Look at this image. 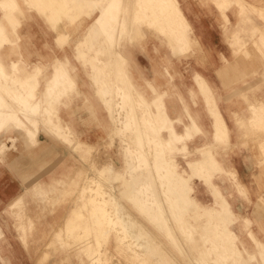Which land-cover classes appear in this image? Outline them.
<instances>
[{
	"label": "rangeland",
	"instance_id": "374dc122",
	"mask_svg": "<svg viewBox=\"0 0 264 264\" xmlns=\"http://www.w3.org/2000/svg\"><path fill=\"white\" fill-rule=\"evenodd\" d=\"M2 1H4V2H2ZM6 1H8V2H6ZM36 1L39 3L38 5H37ZM67 1L68 0H35V3H33L34 0H32V1L31 0L30 1L29 0H26V1H24V0H12V1L1 0L0 4H2V5H0V35H1L0 36V41H1V43H0V61L5 64L4 68L7 71L6 75L8 77L6 76L3 78L4 84H5L4 86L6 87L5 88L6 94H4L5 93L4 90H0V93L7 100H9L11 103H13L15 100L13 101V99L11 100L9 98L10 96H7V95H9V94H7V91H8V93L10 91L11 94L15 95V93L17 91H19V93L23 92V91L26 92L29 90V87L31 88V86H32L35 89L34 92H36V96H40L41 100H43L41 102L44 104H47L48 102H46L47 99L45 97V88H44L46 86V79L51 74L53 68H55V66L58 64L59 67H57L58 68L57 72H55V71H53V72L58 73V71H61L62 69L66 70L65 78L69 79V81L71 82V85L67 90L60 89V88H56L53 90L54 91L53 93H59L60 91H66L67 94L64 97H60L59 99H57L54 102L48 103V107H50L49 109L52 110V111L50 110V115L52 117H55L54 118L55 120L57 118L58 123H61V124L63 123L62 122L63 118H65L64 120H66V117H68V122L71 124V117L73 116V114H76V117L78 115H79V117H81V115H83V117H85V116H87L88 112H90V115H93V112L95 111L94 103H89V104H87V103H76L73 114H72L73 110L71 108V103H67L71 97V94H72L71 90L75 84L73 72H72V70L74 69L75 66L73 65V63L71 61H69L71 54L74 52L76 57H78L84 63L85 66H88V65L92 66V69H93L92 74L93 75H91V77H92L94 84H96L98 96H99L100 100L103 102V103H101V105L105 109L106 118L108 121L107 124L108 125H109V123L111 124L110 127L108 126L110 131L105 132L101 128V129H99L100 131H98V130H97L98 132L96 131L97 134L95 135V137L93 136L94 138L92 137V139L89 138V141H88L87 136H84V133L87 130V127H86V125H84L82 123V119L79 120V122H77L76 127L74 128L76 131L75 135H73V130H72L71 125H67V129L65 131L66 135H64V136L62 135L64 137V139H66V140L63 139V141L65 142V144L69 143L67 145L70 148L69 149L70 151L73 149L77 153H79V158L77 156V159H75V161H74V165H73L74 168L71 167V162H72L71 158L67 159V163H66V158H64L63 162H61V161L58 162V171L57 172H55L54 174L52 173L48 177V179L40 178L37 181H35L33 184H31V186L28 188V190L25 194V196L32 197L30 202H25L26 200L23 201L24 198H22V199L18 198L17 200H19V203L18 202L9 203V204L7 203L4 206V208H2V210H8V214L7 215L0 214V225L2 228L1 230H3L4 227H6L7 225H12V228H15V229H17L18 232H21V235H17L13 240V243L17 245L16 253L13 252L12 250H10L9 252L6 250V252L3 253L5 258H6L5 264H92V261H94L96 258L98 261L100 258V261H99L100 263H98V261H97L98 264H116V263L117 264H143V263L144 264H159V263L160 264L161 263L162 264H228V263L234 264V262H235V264H264V259H263L264 258V252L262 253V250L264 249V243L261 242V240L256 239V237H254V235L251 232H250L251 233L250 236L253 235V237L252 236L251 237H252V239L254 238L253 240H255V246L257 248L258 257L254 254L248 253L246 250L243 249V247L238 245V242H239L238 241V234H237V232L234 231L233 228L234 227L239 228L240 229L239 232L241 233L243 230L248 229L250 227V225L252 224V221L250 220V218H244L242 220L241 218H239V216L237 214L234 213L233 210H232V213L229 214V217H223V220H224V222H226L228 228H230V231H231L230 233L232 234V240H234V241H232V247H230V248L232 250H236V248H239V250H241L240 251L241 252L240 259H237V260L234 259L235 261L234 260L230 261L229 258L227 257L228 256V253H227L228 250L226 248L224 249V247L227 246V244H226L227 241L229 239L231 240V238H230L231 235H230V233L227 234V232L224 233L221 230L222 227L220 228V230H218L216 238L212 236L213 240L216 239V242L214 244L215 246L212 244L213 242L210 241L211 235L207 234L208 231L204 228V225L206 223V215H207L205 210H206V208H210V207L212 209H216V210L218 209L219 210L220 207L222 205H224L223 198L221 196H223L225 200L227 199L229 185L233 184V182L231 183L227 180H229L230 178L232 180L237 179L236 172L231 171L232 173L231 172L228 173V171L226 170V168L224 166V162L219 160L220 169H215L211 172L210 182H208V181H206L204 176L198 175V174H196L197 171L190 169L188 164H186L187 160H189L190 158L199 157L201 155L202 149H208L209 148L213 153L216 154V156H218L219 158H222V156H220L222 154H220L221 152H220L219 148H215V147L212 148L213 146H206V145L205 146L203 145L202 147L196 146L195 147L196 149L194 150V152L191 153V151L188 150L187 141L190 140L195 134H197L201 131V129L195 123V121L191 117V115L188 114L190 123L188 125H186L187 127H190V129L187 130L188 134H187V132H185L186 126L184 128V132L178 133L174 128V125L172 123L173 122L172 118L169 117V115L165 109V105L163 104L164 103L163 96L165 93L160 92V94L155 97V99L151 102V103H154L152 105L155 106V109L154 110L151 109L150 103H148L145 100V98L140 93H138L136 91V89H134L130 80L128 78H126L125 73H124L125 58L122 56L121 52L118 49H116V50L112 49L116 45L118 46L120 44V39L122 37L128 36V37H130V39H132L133 36L135 37V35H136V31H135L136 30V23L140 21V19H141L140 17L142 16L143 19L141 20V22L142 21L144 22L145 18L146 19L148 18L149 21H146V22L149 25L160 26V24H161V26L159 28H157L158 26L157 27L155 26V31H157L158 33H163V36L165 35V37L170 32L171 33L176 32L175 36H174V40H176L175 43H177V45H175L176 46L175 52L176 53H183L186 43H185L183 49L178 48V46L180 44H178L176 38L178 37L177 33L179 34V31H181L183 29L185 30V22H184L183 18L178 19L179 11L177 10L176 5H174V6H172L173 4L163 5L164 0H147L149 3L146 0H143L142 1L143 4L142 3L140 4V6H142V5L143 6L138 7V10H137L133 4V0L130 3L128 1V3H126L125 11H122V13H121V17L123 14H124L123 16H126V18L122 17L124 20L122 30H124V29L125 30L122 31L123 34H121L120 37H118V36L114 37V35H113L112 37H114V38H112L111 35H107L104 31V28L99 26V24L95 21L96 20L95 18H96V15L98 14L99 8L101 7V5L106 0H100V1L99 0H84V1L83 0H69L68 2ZM85 2H87V4ZM146 2H147V6L148 5H150V6L146 7V4H145ZM151 2H152V4H150ZM5 3H6V5H5ZM170 3H174V1L172 0ZM50 5H52V6H50ZM94 5H95V7H94ZM169 5H170V7H169ZM6 6H7V8H6ZM38 6H41V7L38 8ZM151 6L155 7V8L153 9ZM164 6H166V7L164 8ZM171 6L174 8H172ZM48 7H50L51 9ZM76 7H78V8H76ZM3 8H6V9H3ZM75 8H76V10H75ZM157 8L160 10V12H164L166 14H168V11H169L170 17L169 18L165 17L164 19L162 17V19L158 18V22L154 21L150 16H151V12ZM30 9H35V10H30ZM95 9L97 10V13H94ZM135 9L137 10V12L140 13L141 16L139 15V13H137L135 11ZM48 10H49V12H48ZM81 11L82 12L84 11V12L82 13ZM133 11H135V13ZM148 11H151V12H148ZM171 11H172V13H171ZM45 13H47V14H45ZM49 13L50 14L52 13L51 14L52 19L49 16ZM173 13H175V14H173ZM53 14H54V16L57 17L56 19L53 16ZM69 14H70V16H69ZM171 14L173 17L171 16ZM85 15H87V16H85ZM147 15H148V17H147ZM90 16H94V18H93L94 22H92L91 25H87V23L85 24V26L83 27L84 32L82 34V38H81L80 42L87 44L86 40H87L88 34L90 31H92L94 38L101 37L100 45L98 44V46L95 47L96 53L97 54L100 53L102 55L104 53H106V54L109 53L110 56L113 57V58H110L108 60L101 58L102 59L101 60L97 56L96 59H97V61L100 62V64H99L100 68L98 66H94V64H91V62H89L87 60L86 56H87L89 48L85 44L84 45L86 46V48L88 50L82 46L83 44H81V47H83L84 49L80 47L79 43H76V45L74 47V51L72 53L68 54L71 51V48H68L70 46V43L68 41L71 39V36H72L71 26H69V25H72L73 22H77V21H80L83 19H87ZM136 16H137V18H136ZM8 17H10V18H8ZM122 18H120V21L122 20ZM173 18L175 19V21ZM53 19H55L56 21ZM137 19H139V20H137ZM49 20L54 21V23L50 22ZM171 20L173 22H170ZM132 21H134L135 24H132L133 23ZM165 21H167V22L169 21L168 24ZM128 22H129V24H128ZM179 22H181V23H179ZM5 23L7 25H5ZM172 23H174V24H172ZM131 24L134 26H132ZM169 24L175 30H173L172 28L170 29ZM175 24L177 25V27ZM58 25H60V26L58 27ZM61 25H63V26L61 27ZM172 25H174L175 27ZM183 25H184V27H183ZM168 26H169V28H167ZM1 28H3V29H1ZM69 28H70V30H68ZM97 28H99V29H97ZM177 28H180V29H177ZM167 29H169L171 31H169ZM176 29L179 31L177 32ZM80 30H81V28L76 27L75 35H73V36H75L77 38L79 36V34H81V32H82ZM184 30L181 32L185 33ZM29 31L31 33H29ZM101 31H102V33H101ZM162 31H164V32H162ZM173 31H175V32H173ZM171 33H170V35H171ZM26 34H27V36L32 35L34 37L43 36L46 39H53L54 36L55 37L57 36L55 43H57L60 48L62 47V49L60 51L61 53H59L60 56L58 57L56 55L50 59L42 60L45 57V55L40 53V51H36L38 58L36 57L35 61H33L31 63L28 62L27 58L29 55H25V53H24L25 51L22 48L25 46V44L22 43V41H21V39L23 41L25 40ZM84 37H85V39H84ZM185 37H186V35H185ZM108 39L111 41H109ZM2 40L4 42H2ZM168 40H169V38H168ZM255 47L259 51H261L263 46L262 45H255ZM66 48H68L67 51H65ZM85 49L87 51H84ZM113 51H114V55H113ZM244 53H245V55H247L246 52H244ZM78 54H81V57L78 56ZM24 55L26 57H23ZM68 56H69V58H68ZM117 59L121 60L120 63H122V60L124 59L123 63L120 64L119 60L117 61ZM11 60H13L15 62V66H14L15 69L9 68V64L7 62H9ZM94 63H95V61H94ZM111 63H113V64H111ZM107 67H110L112 70H114V77H113L114 80H112L113 81L112 86H114V88L116 87V85H121L125 91H128V92L134 91L136 93V94L134 93L135 97L131 103H134V107L137 105L136 106L137 111H136V107H135V111L137 113L139 110V113H137V114H140V115L137 116V114H136V117L134 118L135 119L134 123L138 124L139 128L141 129L143 139H145L144 140V150H142V152L140 150H138V151H140L139 154L135 153V150H134L135 148L139 149L138 143H135L136 142V141H134L135 139H133V138H132V140L130 139L131 138L130 136L133 137L134 135H132V134H134V133H132L131 130L120 131V129L118 128L119 125L117 124V123L120 124V122L119 121L116 122L112 118L113 111L111 109V107H112L111 104L113 105L114 101L112 100L113 93L112 92L110 93L109 90L111 89L110 91H113L114 88H111L112 86L108 87L106 85V81H105L104 76L106 74L105 70ZM97 68H99V69H97ZM33 69H35V70H33ZM94 69L96 70V73L94 72ZM121 69H123V70H121ZM97 71H98V74H97ZM55 73H53V74H55ZM101 73H103V74H101ZM100 74H101V76H100ZM196 74L199 75L200 79L202 77L200 76L199 73L195 72L194 79H195V82L197 84V90L199 91V93L203 94L206 91V89H204V88H207L208 90L203 95L207 94L206 96L211 97L209 95L210 94L209 93V87L205 84H201L199 82L200 79L198 78V80H197ZM25 79H27V80H25ZM32 79H34V80H32ZM96 79H98V81ZM102 79H104V80H102ZM11 80L12 81L15 80L17 82L20 81L19 84L21 87H18V89L11 88V90H9L10 89L9 86L12 84ZM126 80L129 83H126ZM102 81L104 82V84L102 83ZM96 82H98V83H96ZM98 85H100V86H98ZM201 89H203L204 91L202 90L203 91L202 92ZM12 91H14V92H12ZM100 91L102 93H100ZM254 91H256L257 94L261 95V93H258V88L255 89ZM107 92H109V93H107ZM76 95L79 96V94L77 93V88H76ZM158 96H159V98H158ZM193 96H194V94H193ZM206 96H203V98L206 100L205 102L210 105L209 110L211 109V111L213 113L211 111L209 113L211 114L212 118L215 119V115H214L215 111H214V108L212 109V104L214 105V103H213L214 100L213 99L211 100V98L206 97ZM108 98H110V99L108 100ZM208 98L211 101H209ZM138 99H139L140 103L138 102ZM107 100L110 101L111 103H109ZM134 100H136V101H134ZM16 103H17L16 101H15V103H13V104H15L14 108H16L15 110H16L17 114L22 119H24L20 110H18V105H16ZM51 103H53V104H51ZM254 103H256V106H254L252 104L253 106L251 105V108L252 107L257 108L258 106H264L261 99H260V101H258V99H256V101ZM141 105H142V107H141ZM139 107L142 109H140ZM146 108H148V109L145 110ZM108 109H109V111H108ZM252 111H253V108H252ZM145 112H147V113L145 114ZM149 114L151 117L153 116L152 118L150 117L151 119L149 118ZM36 115L39 117V114H36ZM55 115H57L58 117ZM143 117H144V119L147 118L148 121L144 120ZM140 119H142L143 122H140L141 121ZM163 119H164V121H163ZM214 119H213V125H214ZM60 120H62V121H60ZM124 120H126V118ZM124 120L121 122L125 123ZM150 121H151V123H150ZM154 121L156 123H154ZM66 123L67 122H65L63 124L66 125ZM46 124L47 123L46 122L44 123L43 120H41L39 125L37 124L38 126L36 129V136H37L38 131L40 130V127H46L50 131H53V127H51V124L48 123L47 124L48 126ZM146 124L147 125L149 124V125L147 126ZM160 124H161V126H160ZM157 125H158V127H157ZM100 126H102V125H100ZM152 126H154V127H152ZM249 127H251V129H252L251 130L252 133H250V135H249L250 137H252L251 140L254 141L258 147L262 148L264 146V138H263V136H264V117L260 116V118H256V116L254 115L252 123L249 124ZM148 128H150V129H148ZM152 129H153V131H152ZM156 129H159L158 133L154 132V130H156ZM169 129H171V130H169ZM145 130H147V131H145ZM15 131H18V130L17 129H8V130L2 132L0 134V136L4 133L9 134V133L15 132ZM148 131H149V133H148ZM173 131L176 132L175 133L176 136L172 134ZM189 132L191 133V135ZM144 133L148 134V135H145ZM169 134H171V135H169ZM213 134H214L213 135L214 140L217 141L220 146H222L225 140H221V139H223V136L217 135L214 132V126H213ZM82 135L85 138H81V139L79 138L80 140L77 141L78 137L79 136L81 137ZM151 135H153V136L155 135V136L152 137ZM188 135H189V137H188ZM9 136H11V134ZM253 136L255 138H253ZM67 139H71V141L69 140L70 141L69 142ZM159 139H161V140H159ZM217 139L218 140L220 139V141H218ZM146 141H148V142H146ZM133 142L135 145L132 144ZM29 143H32V142H29ZM33 143H35V142H33ZM160 143H162V144L168 143V144H170V146L167 144V146H166L167 148H166L164 146L166 144H163V146H162ZM129 146H131V147H129ZM168 146L170 149L168 148ZM151 147H152V149H151ZM66 148L67 147L65 145V149ZM3 149H4V144L0 143V150L2 151ZM125 151L129 156L126 155ZM159 151H160V154H162V151H163L162 156L164 155L163 156L164 159H167L168 162H169V159L172 161L171 162L172 165L169 162L170 167H172L174 164V167L178 172H180L182 175L188 177V184H189V187L191 188L189 190V195L196 202V205H194V204L186 205L182 210V214H183L184 220L189 225H192L191 229H192V233L194 234L191 237L192 239L189 237V235H190L189 232H188L189 235L187 236L186 233H183L182 231L177 229V224L179 223V218L177 216L178 210H176L173 207L172 203L170 205V203H169L170 200L168 199L169 191H167V190H169L168 187H170V185L167 183V181L164 178L162 179L161 175L159 176L160 172H159L158 168H156V169L154 168V167H158V165L155 164L156 159H157L155 156L156 155L155 153H159ZM67 152L68 151L65 150V154ZM132 152L136 155H134ZM199 152H200V154H199ZM180 153H183L186 156L189 155V157L185 161L186 163H184L183 155ZM142 154H144L145 158L143 157ZM131 155L134 157V159H133V157H131ZM150 155H152V156L150 157ZM129 157L132 159H130ZM139 159H140V161H139ZM131 160H133L135 162H133V164H132ZM261 161L262 162L264 161L263 156L261 158ZM147 168H148V170H147ZM127 169H129L130 173L128 172ZM130 170H134V171H130ZM190 171H192L191 175H190ZM131 172L134 174H132ZM157 172H158V174H157ZM57 173H59V174H57ZM197 173H199V171ZM61 174H63V175H61ZM144 174H146V175H144ZM136 175H137V177H136ZM132 176H134V177H132ZM145 178H147V179L145 180ZM214 178H219L218 184H216L214 182ZM195 179L199 184H201L203 186V189H200L199 184L197 182H195ZM127 180L130 182V184H128ZM151 180H153V181H151ZM98 181H100L99 183H100L101 187L99 186ZM169 181H170L171 185L174 183V180L171 181L169 179ZM138 185H139V187H138ZM212 186L216 187L218 189V192L221 195L219 193L216 194L213 191ZM98 187H99V189H98ZM137 187H138V189H137ZM102 188H104V191H108V192L113 191L112 194L114 193L113 196H114L115 200L114 199L111 200L108 197L107 193H102V194L96 193L97 190L102 191L103 190ZM152 188H154V189H152ZM135 190L136 191L139 190V193H137ZM154 190H155V192H154ZM241 190L242 189L239 188V191H241ZM104 191H102V192H104ZM150 191L153 192V194ZM204 191H206L208 193V197H209V199H207L209 201L208 203L206 202V199L203 196ZM136 193H137V197L135 195ZM148 193H149V195H148ZM89 194H90V196H89ZM106 194H107V196H106ZM138 194L140 197L138 196ZM98 195L100 198L98 197ZM104 195H105V197L103 200ZM243 195H245V194H243ZM22 196H23V194L20 195V197H22ZM141 196H143V197H141ZM94 197L96 198V200L94 199ZM98 198H99V200L101 199L99 202L97 200ZM164 199H165V201H164ZM91 200H93V201H91ZM153 200H154V202H153ZM156 200L158 202L159 201L160 202L155 204ZM114 201H115V203H114ZM167 201H169V202L167 203ZM221 202H223V203H221ZM99 203L101 204V207L105 205L104 207L107 206V208H104V211H100V212L99 211H93V210L99 209V207H100L98 205ZM116 203H117V206H120V208H121L120 210L122 212L120 211V213L121 214L123 213L122 216L121 215L117 216V214H114V212L112 211L113 210L112 208L114 206H116ZM92 204H94L96 206H93ZM166 204H168V206H166ZM156 205H158V206L162 205V207H161L163 210L162 216L166 217V219H167L166 223L168 224L173 235L175 236L174 237V239L176 240L175 242L172 240H169L168 237H166V235H167L166 232L163 229L161 230V227L158 226L160 223L159 222L160 219L155 217L156 215L153 214L154 212L153 213L150 212V210H152L154 207L157 208ZM111 206H112V208H111ZM1 207H3V205H1ZM230 208H231V206H230ZM185 209H186V211H185ZM75 210H82V214L79 215V217H75L76 216ZM170 210H172V211L174 210V212H172V211L170 212ZM90 212L94 213L95 217L99 218V219L95 218L93 220H95V221L103 220L106 222V224H108V226L110 224V226L108 227L110 235L108 234L106 242H100V243L97 242L96 243L95 236H94V228H92L90 230V233L87 234L86 240L91 239L90 240L91 243H93V245L96 247V250H97V252L95 250V253L97 255H95V253H94L91 257H89V255L87 256L84 253H82L80 251L79 245L76 243L77 240L75 239V235L76 236L79 235L78 234L79 232H81L82 234H85L86 232L85 231L83 232L84 229L81 226H80V228H74L71 230L66 229V224L69 220L74 221V219H75L76 221H79L82 224L85 223V221H87V220H89V222H92L91 221L92 217H91ZM169 212H170V214H168ZM198 215H199V217H198ZM173 216H174V219H176V220L173 219ZM103 217H104V219H103ZM152 218H154V219H152ZM232 220H233V222H232ZM175 221H177V222H175ZM61 223H62L63 227H62ZM245 223L246 224L248 223V225L246 226ZM123 225H125L126 227H124ZM197 225L199 227H197ZM127 227H129L128 230H127ZM159 227H160V229H159ZM172 227L174 229H171ZM59 229H61V230H59ZM1 230H0V259H2V249L8 240L5 232H1ZM113 230L114 231L116 230L115 231L116 233ZM77 231H79V232L77 233ZM126 231H127V233H126ZM119 232H120V234H119ZM133 232L135 233V235L139 236L138 237V238H140V240L138 241L139 243L141 242V243L146 244V243H149L151 241L150 243L152 246L151 245H150L151 247L142 246L141 243L139 244L138 242H137L138 245L135 244L134 243L135 238L133 237L135 235ZM115 234H117V235L115 236ZM129 234H130V236H128ZM206 235H208V236H206ZM221 235H223V236H221ZM221 239H223V240H221ZM124 241H125V243L123 244ZM120 242L122 245L120 244ZM219 242H220V244H219ZM51 243H53V244H51ZM208 243H209V246L211 245V247L208 246ZM139 245H140V247H139ZM159 246H160V248H159ZM71 247H73V248H71ZM134 247H135L136 251H135ZM222 249H224V250H222ZM158 250L159 251L164 250V251L163 252L161 251V253H159ZM204 251L208 255V258H207V255H205ZM211 252L214 253V255ZM158 254H159V256H160V254H164V257H163V255H161L159 257L160 258L159 261H158V256H157ZM224 254L226 255V257ZM261 254H263V255L261 256ZM16 255H18L19 257H16ZM221 255H223V256H221ZM247 256L250 258L248 259ZM253 256H254V258H252ZM150 257H151V259H150ZM162 257H163L164 261H161ZM168 257H169V259H168ZM221 257H223V258H221ZM156 258L158 261L157 263H155ZM217 259H219V260H217ZM95 264H96V262H95Z\"/></svg>",
	"mask_w": 264,
	"mask_h": 264
},
{
	"label": "crops",
	"instance_id": "0c3cea01",
	"mask_svg": "<svg viewBox=\"0 0 264 264\" xmlns=\"http://www.w3.org/2000/svg\"><path fill=\"white\" fill-rule=\"evenodd\" d=\"M128 1L130 3L132 0H120V4H126ZM174 3L185 22L187 41L183 53L175 52L176 43H173L175 33H171L173 37L168 33L165 37L162 33L155 31L157 25L140 21L136 23L135 37L133 36L132 39L128 36L122 37L120 44L114 49H118L125 58L126 78L150 103L151 109H155L152 105L154 103H151L155 97L160 92L165 93L163 104L177 132H184L185 126L190 123L188 114L194 119L201 131L187 141L188 150L193 153L196 146L203 145L219 148L222 154L219 155L223 159L214 153L216 160L224 162L228 173L236 172L237 179L227 180L233 182L229 185L227 201L239 218L242 220L250 218L252 224L241 233L239 228L233 229L238 234V245L258 257L257 248L249 232L264 243V161H261L260 147L249 136L252 133L249 124L254 118L251 105L256 104L254 103L256 99L258 101L261 99L264 104V0H175ZM94 13H97L96 9ZM93 18L94 16H90L72 23V36L68 41L70 43L68 48H71V51L68 54L74 51L76 43L83 44L84 47L88 45L87 60L94 66H99L97 56L106 60L111 58L108 52L103 55L96 53L95 47L100 44L101 37L94 38L93 32L90 31L87 45L80 43L84 32L83 27L86 23L91 25ZM76 27L81 28L80 31H82L77 38L73 36ZM56 39L57 36L46 39L43 36L34 37L26 34L25 40L21 39V41L25 44L22 47L25 55H29L28 62L31 63L36 57L38 58L36 51L45 55L42 60L56 55L59 57L62 47L55 43ZM256 43L263 46L261 51L255 47ZM25 55L23 57H26ZM69 61L75 66L72 70L75 84L67 102L71 103L72 114L76 103H94L95 111L93 115L88 112L85 117L83 115L76 117V114H73L71 124L68 122V117L60 121L71 125L75 135L74 128L82 119V123L87 127L84 136H87L89 141V138L95 137L101 128L105 132L110 131L111 124H107L105 109L101 105L103 102L98 96L96 84L90 75L93 72L92 66H85L74 52ZM105 71L106 85L112 86L114 70L107 67ZM94 72L96 73L95 69ZM195 72L200 74L209 87L211 99L214 100L215 108L217 107L216 110L226 127L227 132H225L228 134H222L225 140L222 146L213 138V118L208 113L210 105L197 90L194 80ZM76 88L79 96L76 95ZM257 88L261 95L257 94V90L254 91ZM84 136H79L77 141L85 138ZM0 143L4 144V149L0 150V214L2 215L8 214V210H2L7 203H19L18 198H24L23 201L30 202L32 197L25 196L28 188L38 179H48L52 173L57 172L59 161L63 162L66 158L67 163V159L71 158V167L74 168V161L77 156L79 158V153L73 149L70 151L68 145L46 127H40L35 143H27L19 131L2 134ZM65 145L68 149H65ZM65 150L68 151L66 154ZM180 154L183 155L184 163H186L189 155ZM195 182H197L196 179ZM214 182L218 184L219 178H214ZM199 187L203 189L201 184ZM239 188L242 190L239 191ZM22 194L23 196L20 197ZM203 196L208 203L209 197L206 191L203 192ZM75 213V217H79V213ZM69 221L66 229L80 228V223L75 219L76 227H71ZM1 232H5L8 239L0 259V264H5L6 258L3 253L6 250L16 253L17 245L13 243V240L17 235H21V232L12 228V225H7ZM80 233L75 236L79 246L80 242L77 238ZM93 247L95 249L94 245ZM94 251L89 252V255L92 256ZM16 257L19 256L16 255Z\"/></svg>",
	"mask_w": 264,
	"mask_h": 264
},
{
	"label": "bare ground",
	"instance_id": "6f19581e",
	"mask_svg": "<svg viewBox=\"0 0 264 264\" xmlns=\"http://www.w3.org/2000/svg\"><path fill=\"white\" fill-rule=\"evenodd\" d=\"M10 1H12V0H10ZM24 1H26V0H24ZM30 1V0H29ZM32 1V0H31ZM69 1V0H68ZM67 1V2H68ZM84 1V0H83ZM100 1V0H99ZM142 1L143 0H133V4H134V6H135V8L138 10V7H142V6H140V4L142 3ZM147 1V0H146ZM172 1V0H171ZM170 0H164L163 2H164V4L163 5H166V4H173L172 6H174L175 5V3H170L171 2ZM175 1V0H174ZM227 1H229V0H227ZM0 2H1V0H0ZM2 2H4V1H2ZM6 2H8V1H6ZM37 2V1H36ZM148 2V1H147ZM147 2L145 3L146 4V7H148V6H150V5H148L147 6ZM160 2V1H159ZM219 2V1H218ZM221 2V1H220ZM244 2V1H243ZM243 2H241V3H243ZM33 3H35V0H34V2ZM43 3V2H42ZM51 3V2H50ZM82 3V2H81ZM84 3V2H83ZM86 4H87V2H85ZM89 3V2H88ZM121 2H120V0H106L102 5H101V7L99 8V11H98V14L96 15V22L99 24V26H101L102 28H104V31H105V33L107 34V35H111V37L114 35V37L116 36H118V37H120V35L121 34H123L122 33V31H124V30H122L123 28V23H124V20H123V18L122 17H125L126 18V16H123L122 15V17H121V13H122V11H125V7H126V4H120ZM149 3V2H148ZM235 3V2H234ZM245 3V2H244ZM243 3V4H244ZM12 4V3H11ZM39 3L37 2V5H38ZM44 4V3H43ZM92 4V3H91ZM143 4V3H142ZM150 4H152V2L150 3ZM237 4V3H236ZM0 5H2V4H0ZM5 5H6V3H5ZM34 5V4H33ZM49 5V4H48ZM70 5V4H69ZM68 5V6H69ZM160 5V4H159ZM218 5H220V4H218ZM239 5V4H238ZM8 6V5H7ZM7 6H6V8H7ZM42 6V5H41ZM41 6H38V8L39 7H41ZM44 6V5H43ZM50 6H52V5H50ZM55 6V5H54ZM91 6V5H90ZM133 6V7H134ZM158 6V5H157ZM171 6V7H172ZM5 7V6H4ZM45 7V6H44ZM66 7V6H65ZM70 7V6H69ZM68 7V8H69ZM72 7V6H71ZM74 7V6H73ZM94 7H95V5H94ZM145 7V6H144ZM145 7V8H146ZM152 7V6H151ZM150 7V8H151ZM160 7V6H159ZM166 6H164V8H165ZM169 7H170V5H169ZM220 7H221V5H220ZM239 7V6H238ZM6 8H3V9H6ZM48 8H50V7H48ZM76 8H78V7H76ZM76 8H75V10H76ZM153 9L155 8V7H152ZM163 8V9H164ZM172 8H174V7H172ZM224 8V7H223ZM51 9V8H50ZM135 9V11L137 12V10ZM152 9V10H153ZM171 9V8H170ZM225 9V8H224ZM59 10V9H58ZM79 10V9H78ZM147 10V9H146ZM150 10V9H149ZM151 10V11H152ZM166 10V9H165ZM178 10V9H177ZM176 10V11H177ZM87 11V10H86ZM135 11H133L134 13H135ZM143 11V10H142ZM151 11H148V12H151ZM175 11V10H174ZM179 11V10H178ZM239 11H241V10H239ZM245 11V10H244ZM4 12V11H3ZM8 12V11H7ZM48 12H49V10H48ZM51 12V11H50ZM78 12V11H77ZM82 12V11H81ZM84 12V11H83ZM82 12V13H83ZM53 13V12H52ZM51 13V14H52ZM81 13V14H82ZM87 13V12H86ZM137 13H139V12H137ZM171 13H172V11H171ZM178 13V12H177ZM176 13V14H177ZM45 14H47V13H45ZM51 14L49 13V16L51 17V19H52V16H51ZM60 14V13H59ZM173 14H175V13H173ZM179 14V17H178V19H182L183 17H182V15H180L181 13L179 12L178 13ZM61 15V14H60ZM139 15H140V13H139ZM46 16V15H45ZM48 16V15H47ZM53 16H54V14H53ZM69 16H70V14H69ZM72 16V15H71ZM85 16H87V15H85ZM133 16V15H132ZM141 16V15H140ZM171 16H172V14H171ZM55 17V19L57 18L56 16H54ZM73 17V16H72ZM135 17V16H134ZM133 17V18H134ZM147 17H148V15H147ZM154 21H156V22H158V18H160V19H162V17H163V19L165 18V17H167V18H169L170 16H169V11H168V14H166V13H164V12H160V10L157 8V9H155V10H153L152 12H151V16H150ZM173 17V16H172ZM175 17V16H174ZM8 18H10V17H8ZM48 18V17H47ZM76 18V17H75ZM120 18H122V20L120 21ZM124 18V19H125ZM136 18H137V16H136ZM141 19H140V22H141V20L143 19V17L141 16L140 17ZM55 19H53V20H55ZM159 19V20H160ZM174 19V18H173ZM177 19V18H176ZM70 20V19H69ZM134 20V19H133ZM136 20V19H135ZM137 20H139V19H137ZM167 20V19H166ZM50 22H52V23H54V21H52V20H49ZM56 21V20H55ZM146 21H149L148 20V18L146 19L145 18V21L144 22H146ZM153 21V22H154ZM174 21H175V19H174ZM71 22V21H70ZM92 22H94V21H92ZM133 23L132 24H135L134 23V21H132ZM143 22V21H142ZM151 22V21H150ZM165 22H167V21H165ZM169 22V21H168ZM168 22H167V24H168ZM170 22H173L172 20L170 21ZM126 23V22H125ZM152 23V22H151ZM164 23V22H163ZM179 23H181V22H179ZM56 24V23H55ZM101 24V25H100ZM128 24H129V22H128ZM131 24V25H132ZM143 24V23H142ZM153 24V23H152ZM157 24V23H156ZM166 24V25H167ZM172 24H174V23H172ZM177 24V23H176ZM175 24V25H176ZM183 24V23H182ZM4 25V24H3ZM116 25V26H115ZM170 25V24H169ZM69 26H71V25H69ZM115 26V27H114ZM132 26H134V25H132ZM131 26V27H132ZM158 26V25H157ZM160 26H161V24H160ZM160 26H158V28L160 27ZM172 26H174V25H172ZM117 27V28H116ZM121 27V28H120ZM175 27V26H174ZM176 27H177V25H176ZM183 27H184V25H183ZM133 28V27H132ZM167 28H169V26L167 27ZM172 27H171V25H170V29H171ZM1 29H3V28H1ZM97 29H99V28H97ZM162 29V28H161ZM173 29V28H172ZM177 29H180V28H177ZM176 29V30H177ZM68 30H70V28L68 29ZM132 30V29H131ZM157 30V29H156ZM167 30H169V29H167ZM173 30H175V29H173ZM184 30V29H183ZM183 30H181V31H183ZM2 31V30H1ZM159 31V30H158ZM169 31H171V30H169ZM168 31V32H169ZM179 30H177V32H178ZM181 31H179V34L177 33V35H178V37L176 38L177 39V42H178V44H180L179 46H178V48H184V45H185V43H186V37H185V33L184 32H181ZM185 31V30H184ZM87 32V31H86ZM162 32H164V31H162ZM166 32V31H165ZM173 32H175V31H173ZM181 32V33H180ZM233 32V31H232ZM235 32V31H234ZM101 33H102V31H101ZM171 33V32H170ZM169 33V34H170ZM176 33V32H175ZM69 34V33H68ZM163 34V33H162ZM174 34V33H173ZM237 34V33H236ZM4 35V34H3ZM6 35V34H5ZM129 35V34H128ZM167 35V34H166ZM231 35V34H230ZM262 35V34H261ZM1 36V35H0ZM103 36V35H102ZM172 36V35H171ZM175 36V35H174ZM241 36V35H240ZM3 37V36H2ZM65 37V36H64ZM105 37V36H104ZM108 37V36H107ZM114 37H112V38H114ZM173 37V36H172ZM231 37V36H230ZM239 37V36H238ZM89 38V37H88ZM7 39V38H6ZM84 39H85V37H84ZM106 39V38H105ZM110 39V38H109ZM108 39V40H109ZM232 39V38H231ZM8 41V40H7ZM87 41V40H86ZM109 41H111V40H109ZM176 41V40H175ZM2 42H4L3 40H2ZM85 42V41H84ZM262 42V41H261ZM0 43H1V41H0ZM81 43V42H80ZM111 43V42H110ZM173 43H175V42H173ZM245 43V42H244ZM263 43V42H262ZM106 44V43H105ZM253 44V43H252ZM264 44V43H263ZM79 45V44H78ZM87 45V44H86ZM100 45V44H99ZM112 45V44H111ZM176 45H177V43H176ZM256 45H257V43H256ZM88 46V45H87ZM91 46V45H90ZM89 46V47H90ZM80 47H81V44H80ZM84 47V46H83ZM83 47H81V48H83ZM100 47V46H99ZM113 47V46H112ZM111 47V48H112ZM78 48V47H77ZM86 48V47H85ZM84 49V48H83ZM87 49V48H86ZM84 50V51H87V50ZM112 49H114V47L112 48ZM186 49V48H185ZM114 50H116V49H114ZM78 53V52H77ZM82 53V52H81ZM117 53V52H116ZM113 55H114V51H113ZM78 56H80L81 57V54H78ZM117 57V56H116ZM120 57V56H119ZM111 58H113V57H111ZM123 58V57H122ZM120 59V58H119ZM119 59H117V61L119 60ZM124 60V59H123ZM123 60H122V63H123ZM86 62V61H85ZM99 62V61H98ZM121 62V60H119V63ZM88 63V62H87ZM122 63H120V64H122ZM9 67H10V69H13L14 68V66H15V62L13 61V60H11V61H9ZM111 64H113V63H111ZM121 66V65H120ZM119 66V67H120ZM57 67H59V65L57 64L56 66H55V68H53V70H52V72H51V74H50V77L47 79V81H46V86L44 87L45 88V97H46V102H54V101H56L57 99H59L60 97H64L66 94H67V92L66 91H60L59 93H53L54 91V89H56V88H60V89H64V90H67L69 87H70V85H71V82L69 81V79L68 78H65V73H66V70H64V69H62L61 71H58V73H55V72H57V70H58V68ZM99 67V66H98ZM100 68V67H99ZM99 68H97V69H99ZM113 68V67H112ZM15 69V68H14ZM33 70H35V69H33ZM101 70V69H100ZM121 70H123V69H121ZM53 71H55V72H53ZM37 72V71H36ZM102 72V71H101ZM6 73H7V71L5 70V68H4V63H2L1 61H0V90H4L5 91V93L4 94H6V90H5V84H4V80H3V78L4 77H6L7 75H6ZM9 73V72H8ZM53 73H55V74H53ZM13 74V73H12ZM53 74V75H52ZM97 74H98V71H97ZM101 74H103V73H101ZM90 75H93L92 73L90 74ZM197 75V74H196ZM31 76V75H30ZM8 77V76H7ZM98 78V77H97ZM196 78H197V80H198V78L200 79V77H199V75H197L196 76ZM9 79V78H8ZM11 79V78H10ZM14 79V78H13ZM24 79V78H23ZM99 79V78H98ZM98 79H96L97 81H98ZM126 79V78H125ZM25 80H27V79H25ZM32 80H34V79H32ZM102 80H104V79H102ZM112 80H114L113 78H112ZM195 80V79H194ZM7 81V80H6ZM12 81V80H11ZM36 82V81H35ZM107 82V81H106ZM199 82L201 83V84H205V85H207L206 84V82L204 81V79H200L199 80ZM12 84L9 86V90H11V88H16V89H18V87H21L20 86V81L19 82H17V81H12L11 82ZM96 83H98V82H96ZM102 83L104 84V82L102 81ZM101 83V84H102ZM112 83H113V81H112ZM115 83V82H114ZM126 83H129L127 80H126ZM22 84V83H21ZM114 85V84H113ZM98 86H100V85H98ZM105 86V85H104ZM23 87V86H22ZM109 87V86H108ZM26 88V87H25ZM111 88H114V86H112ZM202 88V87H201ZM204 88V87H203ZM22 89V88H21ZM24 89V88H23ZM28 89V88H27ZM59 89V90H60ZM101 89V88H100ZM108 89V88H107ZM129 89V88H128ZM127 89V90H128ZM131 89V88H130ZM204 89H206V91L208 90L207 88H204ZM34 87H32L31 86V88L29 87V90L28 91H26V92H20L19 93V91H17L16 93H15V95H13V94H11L10 93V91H9V93H8V91H7V94H9V95H7V96H10L9 98L12 100L13 99V101L15 100L17 103H16V105H18V110H20V112L22 113V115H23V117H25V120L28 122V124L26 123V121L24 120V119H22L18 114H17V112H16V108H14L15 106V104H13V103H15V101L13 102V103H11L9 100H7L1 93H0V134L2 133V132H4V131H6V130H8V129H17L19 132H21L22 133V135L24 136V138L26 139V141H27V143H29V142H35L36 141V129H37V126L39 125V123L41 122V120H43L44 121V123L46 122L47 124L49 123V124H51V127H53V132L58 136V137H60L62 140L64 139V135H66V133H65V131H66V129H67V125H64V124H61V123H58V120H57V118H56V120L54 119L55 117H52L51 115H50V110L51 109H49L50 107H48V103L47 104H44V103H42L41 101H43V100H41V98H40V96H36V92H34ZM102 90V89H101ZM111 90V89H110ZM109 90V92L111 93H113V97H112V100L114 101V104L112 105L111 104V109H112V111H113V114H112V118L114 119V121H119L120 122V124L119 123H117L118 125H119V129H120V131H123V130H131L132 131V133H134V134H132V135H134L133 137L132 136H130L131 138V140H132V138L133 139H135L134 141H136L135 143H138V147H139V149L138 148H135L134 150H135V153H138L139 154V152L141 151L142 152V150H144V140L145 139H143V136H142V132H141V129L139 128V126H138V124L136 123H134V121H135V117H136V114L137 113H139V110H138V112L136 113V111H137V105L135 106L136 107V111H135V107H134V103H131L132 101H133V99H134V91H125L124 90V88L121 86V85H116V87L114 88V92L113 91H110ZM203 89H201V91H202ZM107 91V90H106ZM204 91V90H203ZM202 91V92H203ZM206 91L204 92V93H206ZM12 92H14V91H12ZM109 92H107V93H109ZM100 93H102L101 91H100ZM203 93V94H204ZM136 94V93H135ZM202 94V96H206V95H203ZM209 94V93H208ZM211 94V93H210ZM209 94V95H210ZM102 95V94H101ZM139 97V96H138ZM206 97H209V96H206ZM158 98H159V96H158ZM209 98H212V97H209ZM208 98V99H209ZM110 98H108V100H109ZM137 99V98H136ZM107 100V101H108ZM116 100V101H115ZM212 100V99H211ZM134 101H136V100H134ZM206 101V100H205ZM209 101H210V99H209ZM45 102V103H46ZM109 103H111L110 101H108ZM138 102H139V99H138ZM56 103V102H55ZM54 103V104H55ZM140 103V102H139ZM138 103V104H139ZM210 103V102H209ZM213 103H214V101H213ZM51 104H53V103H51ZM149 105V104H148ZM106 106V105H105ZM110 106V105H109ZM214 106V107H213ZM253 106V105H252ZM254 106H256V104L254 105ZM258 106V105H257ZM141 107H142V105H141ZM209 107V106H208ZM250 107V106H249ZM140 108V107H139ZM149 108V107H148ZM148 108H146L145 110H147ZM210 108V107H209ZM214 108V111H215V119H214V132L217 134V135H222L223 133H225V134H228V133H226L227 132V130L225 129L226 127H225V125H224V123H223V119H221V116L219 115V112L216 110L217 109V107L215 108V103H214V105L212 104V109ZM253 108V114L256 116V118H260V116H263L264 117V106H258L257 108L256 107H252ZM251 108V109H252ZM110 109V108H109ZM109 109H108V111H109ZM140 109H142V108H140ZM52 111V110H51ZM149 111V110H148ZM211 111V109L209 110V112ZM111 112V111H110ZM109 112V113H110ZM208 112V113H209ZM212 112V111H211ZM147 112H145V114H146ZM150 113V112H149ZM213 113V112H212ZM36 114H39V117L36 115ZM151 114V113H150ZM150 114H149V118L151 117L150 116ZM153 114V113H152ZM138 115H140V114H137V116ZM254 115H253V117H254ZM55 116H57V115H55ZM58 117V116H57ZM153 117V116H152ZM151 117V118H152ZM252 117V118H253ZM126 118V120H124ZM141 118V117H140ZM150 118V119H151ZM162 118V117H161ZM143 119H144V117H143ZM154 119V118H153ZM125 121V123L123 122H121V121ZM141 121L140 122H143V120L142 119H140ZM144 120H147V118L146 119H144ZM158 120V119H157ZM156 120V121H157ZM167 120V119H166ZM148 121V120H147ZM162 121V120H161ZM163 121H164V119H163ZM169 121V120H168ZM113 122V121H112ZM153 122V121H152ZM158 122V121H157ZM167 122V121H166ZM225 122V121H224ZM150 123H151V121H150ZM154 123H156L155 121H154ZM159 123V122H158ZM157 123V124H158ZM164 123V122H163ZM168 123V122H167ZM173 123V122H172ZM252 123V122H251ZM38 124V125H37ZM46 124V125H47ZM144 124V123H143ZM147 125V124H146ZM149 125V124H148ZM147 125V126H148ZM156 125V124H155ZM154 125V126H155ZM159 125V124H158ZM158 125H157V127H158ZM48 126V125H47ZM154 126H152V127H154ZM160 126H161V124H160ZM164 126V125H163ZM162 126V127H163ZM151 127V126H150ZM117 128V129H118ZM156 128V127H155ZM52 129V128H51ZM148 129H150V128H148ZM190 129V127H187L186 126V128H185V132H187V130H189ZM159 129H156V130H154V132L155 133H158L159 131H158ZM169 130H171V129H169ZM119 131V132H120ZM130 131V132H131ZM145 131H147V130H145ZM152 131H153V129H152ZM226 131V132H225ZM153 132V133H154ZM199 132V131H198ZM148 133H149V131H148ZM175 131H173V135H175ZM179 133V132H178ZM190 133V132H189ZM68 134V133H67ZM145 134V133H144ZM187 134H188V132H187ZM63 135V136H62ZM145 135H148V134H145ZM169 135H171V134H169ZM190 135H191V133H190ZM194 135V134H193ZM214 135V134H213ZM152 137H154L153 135H151ZM176 136V135H175ZM226 136V135H225ZM157 137V136H156ZM188 137H189V135H188ZM219 137V136H218ZM159 138V137H158ZM174 138V137H173ZM177 138V137H176ZM227 138V137H226ZM128 139V138H127ZM129 139V140H130ZM147 139V138H146ZM152 139V138H151ZM150 139V140H151ZM163 139V138H162ZM182 139V138H181ZM221 139V138H220ZM220 139L218 140V141H220ZM64 140H66V139H64ZM68 141L70 140L71 141V139H67ZM130 140V141H131ZM159 140H161V139H159ZM169 140V139H168ZM174 140V139H173ZM221 140H223V139H221ZM69 141V142H70ZM153 141V140H152ZM167 141V140H166ZM165 141V142H166ZM172 141V140H171ZM177 141V140H176ZM180 141V140H179ZM126 142V141H125ZM146 142H148V141H146ZM150 142V141H149ZM155 142V141H154ZM153 142V143H154ZM163 142V141H162ZM178 142V141H177ZM67 143V142H66ZM158 143V142H157ZM67 144H69V143H67ZM132 144H134V142L132 143ZM162 146H163V144H166V143H160ZM168 144V143H167ZM167 144L166 145H164L165 147L167 146ZM135 145V144H134ZM147 145V144H146ZM157 145V144H156ZM155 145V146H156ZM169 146H170V144H168ZM174 145V144H173ZM132 146V145H131ZM131 146H129V147H131ZM137 146V145H136ZM161 146V147H162ZM169 146H168V148H169ZM182 147V146H181ZM167 148V147H166ZM126 149V148H125ZM133 149V148H132ZM151 149H152V147H151ZM158 149V148H157ZM170 149V148H169ZM127 150V149H126ZM129 150V149H128ZM138 150H140V151H138ZM146 150V149H145ZM260 150H261V154H262V156H263V159H264V146L262 147V148H260ZM130 151V150H129ZM155 151V150H154ZM123 152V151H122ZM165 152V151H164ZM125 153H126V151H125ZM133 153V152H132ZM134 154V153H133ZM137 154V155H138ZM156 155V162H155V164H157L158 165V167H154L155 169L156 168H158V170H159V176L161 175V177H162V179L164 178L166 181H167V183L170 185V187H168V189L169 190H167V191H169V196H168V199L170 200V202L169 201H167V203L169 202L170 203V205H171V203L173 204V207L176 209V210H178V213H177V216H178V218H179V223L177 224V229H179L180 231H182L183 233H186L187 234V236L189 235L188 234V232L190 233V235H189V237L191 238L192 237V235H194L193 233H192V225H189L185 220H184V217H183V214H182V210H183V208L186 206V205H188V204H194V205H196V202L191 198V196L189 195V190L191 189L190 187H189V184H188V177H186V176H184V175H182L180 172H178L176 169H175V167H174V164H173V166L172 167H170V165H169V162H170V164H171V160L169 159V162H168V160L167 159H164V155L162 156V154H163V151H162V154H160V151H159V153H155ZM199 154H200V152H199ZM126 155H128L127 153H126ZM134 155H136V154H134ZM141 155V154H140ZM139 155V156H140ZM143 155V157L145 158V156H144V154H142ZM154 155V154H153ZM129 156V155H128ZM152 155H150V157H151ZM131 157H133L132 155H131ZM130 158V157H129ZM130 159H132V158H130ZM133 159H134V157H133ZM136 160V159H135ZM145 160V159H144ZM132 161V164H133V162H135V161H133V160H131ZM139 161H140V159H139ZM187 164H188V166L190 167V169H192V170H195V171H199V173H197L196 172V174H198V175H202V176H204L205 177V179H206V181H208V182H210V175H211V172L213 171V170H215V169H220V165H219V162L216 160V158H215V156H214V153L208 148V149H202L201 150V155L199 156V157H195V158H190L189 160H187ZM156 165V166H157ZM172 165V164H171ZM134 166V165H133ZM132 168V167H131ZM130 168V169H131ZM128 170V172H129V169H127ZM142 170V169H141ZM147 170H148V168H147ZM130 171H134V170H130ZM138 171V170H137ZM191 172L192 171H190V175H191ZM130 173V172H129ZM132 173V172H131ZM138 173V172H137ZM185 173V172H184ZM230 173V172H229ZM232 173V172H231ZM234 173V172H233ZM132 174H134V173H132ZM149 174V173H148ZM157 174H158V172H157ZM194 174V173H193ZM144 175H146V174H144ZM186 175V174H185ZM189 175V176H190ZM135 176V175H134ZM134 176H132V177H134ZM150 176V175H149ZM234 176V175H233ZM136 177H137V175H136ZM139 177V176H138ZM151 177V176H150ZM192 177V176H191ZM147 178H145V180H146ZM169 179L171 180V181H173L174 180V183L171 185V183H170V181H169ZM100 180V179H99ZM129 180V179H128ZM127 180V181H128ZM135 180V179H134ZM139 180V179H138ZM154 180V179H153ZM153 180H151V181H153ZM160 180V179H159ZM235 180V179H234ZM95 181V180H94ZM101 181V180H100ZM100 181H98V184H99V186H100ZM150 181V182H151ZM164 181V180H163ZM165 181V182H166ZM190 181V180H189ZM126 182V181H125ZM134 182V181H133ZM137 182V181H136ZM135 182V183H136ZM149 182V181H148ZM147 183V182H146ZM207 183V182H206ZM126 184V183H125ZM128 184H130V182L128 181ZM208 184V183H207ZM211 184V183H210ZM102 185V184H101ZM124 185V184H123ZM160 185V184H159ZM213 185V184H212ZM101 187V186H100ZM138 187H139V185H138ZM138 187H137V189H138ZM160 187V186H159ZM240 187V186H239ZM110 188V187H109ZM212 188H213V191L217 194V193H219L218 192V189L216 188V187H214V186H212ZM98 189H99V187H98ZM103 190L102 191H104V188H102ZM150 189V188H149ZM152 189H154V188H152ZM157 189V188H156ZM142 190V189H141ZM151 190V189H150ZM101 190H97L96 191V193L97 194H102V193H107L108 194V197L111 199V200H113L114 199V196H113V194H112V192L113 191H111V192H108V191H104V192H102ZM136 191V190H135ZM143 191V190H142ZM160 191V190H159ZM165 191V190H164ZM166 191V192H167ZM39 192V191H38ZM37 192V193H38ZM137 193H139V190L138 191H136ZM141 192V191H140ZM148 192V191H147ZM151 192V191H150ZM154 192H155V190H154ZM161 192V191H160ZM137 193L135 194L136 195V197H137ZM152 194H153V192H151ZM96 194V195H97ZM107 194H106V196H107ZM151 194V195H152ZM165 194V193H164ZM220 194V193H219ZM134 195V196H135ZM148 195H149V193H148ZM150 195V196H151ZM221 195V194H220ZM89 196H90V194H89ZM93 196V195H92ZM138 196H139V194H138ZM153 196V195H152ZM165 196V195H164ZM98 197H99V195H98ZM104 197H105V195L103 196V200H104ZM140 197V196H139ZM141 197H143V196H141ZM222 198H223V202H224V205H222L221 207H220V209L218 210H216V209H212L211 207L210 208H206V210H205V212H206V223H205V225H204V228L208 231V233L207 234H210L211 235V237H210V241L211 242H213L212 244L214 245L215 244V242H216V239L215 240H213V237H215L216 238V235H217V232H218V230H220V228L222 227V231L224 232V233H226L227 232V234H229L231 231H230V228H228V226H227V224H226V222H224V220H223V217H229V214H231L232 213V208H230V205L228 204V202L224 199V197L223 196H221ZM100 198V197H99ZM99 198L97 199L98 200V202L101 200H99ZM94 199L96 200V198L94 197ZM107 199V198H106ZM109 199V200H110ZM136 199V198H135ZM155 199V198H154ZM102 200V201H103ZM115 200V199H114ZM91 201H93V200H91ZM108 201V200H107ZM163 201V200H162ZM164 201H165V199H164ZM153 202H154V200H153ZM160 202V201H159ZM157 200L155 201V204L156 203H159ZM223 202H221V203H223ZM111 203V202H110ZM114 203H115V201H114ZM88 204V203H87ZM135 204V203H134ZM93 206H96V205H94V204H92ZM100 207H101V204L99 203L98 204ZM107 205V204H106ZM164 205V204H163ZM105 206V205H104ZM104 206H102L101 208L99 207V209H96V210H93V211H104V208H107V206L106 207H104ZM157 206V208H155L154 206V208L152 209V210H150V212L151 213H153L154 215H156L155 217L156 218H158V219H160V223H159V225L158 226H160L161 227V230L163 229L165 232H166V237H168V239L169 240H172V241H176L175 239H174V235H173V233H172V231L170 230V228H169V226H168V224L166 223V221H167V219H166V217H164V216H162V213H163V210H162V205L161 206H158V205H156ZM165 206V205H164ZM166 206H168V204H166ZM109 207V206H108ZM111 208H112V206H111ZM110 208V209H111ZM113 210V212H114V214H117V216H122V214L120 213V206H117V203H116V206H114L113 208H112ZM187 209V208H186ZM186 209H185V211H186ZM143 211V210H142ZM149 211V210H148ZM172 210H170V212H171ZM188 211V210H187ZM75 212H78L79 213V215H81L82 214V210H75ZM86 212V211H85ZM122 212V211H121ZM149 212V213H150ZM170 212L168 213V214H170ZM172 212H174V210L172 211ZM90 214H91V217H92V222H89V220H87V221H85V223H81V222H79L80 223V226L83 228V229H85V234H80V236L77 238L78 239V242H80L79 244H80V251L82 252V253H85L87 256L89 255V252L90 253H92L93 252V250H96V247H95V249H94V247H93V243H91V239L90 240H86L87 239V234L88 233H90V230L92 229V228H94V236H95V240H96V243L98 242V243H100V242H106V240H107V236H108V234H109V229H108V227L110 226V224H109V226H108V224H106V222L105 221H103V220H97V221H95V220H93V218L95 219V218H97V219H99L98 217H95V214L94 213H92V212H90ZM94 215V216H93ZM109 215V214H108ZM152 215V214H151ZM124 216V215H123ZM153 216V215H152ZM193 216V215H192ZM105 217V216H104ZM104 217H103V219H104ZM154 217V216H153ZM189 217V216H188ZM197 217V216H196ZM198 217H199V215H198ZM203 217V216H202ZM231 217V216H230ZM172 218V217H171ZM121 219V218H120ZM152 219H154V218H152ZM173 219H174V216H173ZM107 220V219H106ZM174 220H176V219H174ZM108 222V221H107ZM114 222V221H113ZM122 222V221H121ZM171 222V221H170ZM175 222H177V221H175ZM205 222V221H204ZM232 222H233V220H232ZM69 225L71 226V227H76L77 225H76V221H69ZM125 223V222H124ZM123 223V224H124ZM130 223V222H129ZM230 223V222H229ZM176 224V223H175ZM246 224V223H245ZM61 225H62V223H61ZM120 225V224H119ZM131 225V224H130ZM170 225V224H169ZM248 225V223L246 224V226ZM124 227H126L125 225H123ZM176 226V225H175ZM62 227H63V225H62ZM131 227V226H130ZM160 227H159V229H160ZM197 227H199L198 225H197ZM57 228V227H56ZM117 228V227H116ZM128 228L129 227H127V230H128ZM195 228V227H194ZM122 229V228H121ZM171 229H174L173 227L171 228ZM59 230H61V229H59ZM126 230V229H125ZM124 230V231H125ZM130 230V229H129ZM205 230V231H206ZM114 231V230H113ZM116 231V230H115ZM114 231V232H115ZM79 232V231H78ZM77 232V233H78ZM83 232H84V230H83ZM123 232V231H122ZM174 232V231H173ZM221 232V231H220ZM219 232V233H220ZM116 233V232H115ZM126 233H127V231H126ZM134 233V232H133ZM233 233V232H232ZM250 233V232H249ZM79 234V233H78ZM119 234H120V232H119ZM131 234V233H130ZM130 234L128 235V236H130ZM139 234V233H138ZM176 234V233H175ZM221 234V233H220ZM251 234V233H250ZM110 235V234H109ZM117 234H115V236H116ZM134 235H135V233H134ZM209 235V236H210ZM230 238H231V240L229 239L228 241H227V246H225L224 247V249L226 248L227 250H228V258H229V260L231 261V260H234V259H240V257H241V250H239V248H236V250H232L230 247H232V241H234V240H232V234L230 233ZM237 235V234H236ZM54 236V235H53ZM76 236V235H75ZM119 236V235H118ZM117 236V237H118ZM122 236V235H121ZM184 236V235H183ZM206 236H208V235H206ZM213 236V237H212ZM221 236H223V235H221ZM227 236V235H226ZM252 237H253V235H251ZM116 237V238H117ZM134 238H135V240H134V243L135 244H137V242L140 240V238H138L139 236L138 235H135V236H133ZM220 237V236H219ZM225 237V236H224ZM252 237H251V239H252ZM64 238V237H63ZM121 239V238H120ZM123 239V238H122ZM192 239V238H191ZM190 239V240H191ZM207 239V238H206ZM254 239V238H253ZM80 240V241H79ZM119 240V239H118ZM117 240V241H118ZM133 240V239H132ZM152 240V239H151ZM179 240V239H178ZM184 240V239H183ZM220 240V239H219ZM221 240H223V239H221ZM155 241V240H154ZM189 241V240H188ZM193 241V240H192ZM254 241V243H255V240H253ZM151 242V241H150ZM149 242V243H150ZM156 242V241H155ZM179 242V241H178ZM191 242V241H190ZM210 242V243H211ZM224 242V241H223ZM226 242V241H225ZM262 242V241H261ZM125 243V241L123 242V244ZM139 243V242H138ZM141 243V242H140ZM139 243V244H140ZM149 243H146V244H144V243H141V245L142 246H149V247H151L152 245H151V243L149 244ZM158 243V242H157ZM51 244H53V243H51ZM120 244H121V242H120ZM219 244H220V242H219ZM103 245V244H102ZM122 245V244H121ZM138 245V244H137ZM151 245V246H150ZM159 245V244H158ZM217 245V244H216ZM181 246V245H180ZM208 246H209V243H208ZM215 246V245H214ZM219 246V245H218ZM139 247H140V245H139ZM209 247H211V245L209 246ZM71 248H73V247H71ZM155 248V247H154ZM159 248H160V246H159ZM158 248V249H159ZM259 248V247H258ZM43 249V248H42ZM41 249V250H42ZM98 249V248H97ZM102 249V248H101ZM134 249H135V247H134ZM133 249V250H134ZM224 249H222V250H224ZM234 249V248H233ZM244 249V248H243ZM48 250V249H47ZM156 250V249H155ZM183 250V249H182ZM205 250V249H204ZM216 250V249H215ZM245 250V249H244ZM243 250V251H244ZM102 251V250H101ZM135 251H136V249H135ZM159 251V250H158ZM161 251L162 250H160L159 251V253H161ZM164 251V250H163ZM162 251V252H163ZM212 251V250H211ZM95 252V251H94ZM96 252H97V250H96ZM100 252V251H99ZM157 252V251H156ZM205 252V251H204ZM216 252V251H215ZM219 252V251H218ZM217 252V253H218ZM221 252V251H220ZM264 252V249L262 250V253ZM135 253V252H134ZM140 253V252H139ZM212 253V252H211ZM216 253V254H217ZM224 253V252H223ZM247 253V252H246ZM94 254V253H93ZM128 254V253H127ZM138 254V253H137ZM166 254V253H165ZM186 254V253H185ZM213 255H214V253H212ZM95 255H97L96 253H95ZM132 255V254H131ZM161 255H163V257H164V254H160V256ZM205 255H207L206 254V252H205ZM218 255V254H217ZM220 255V254H219ZM225 255V254H224ZM263 254H261V256H262ZM158 256V261L160 260V256H159V254L157 255ZM221 256H223V255H221ZM89 257H91L90 255H89ZM97 257V256H96ZM154 257V256H153ZM163 257H162V260L161 261H164L163 260ZM206 257V256H205ZM225 257H226V255H225ZM224 257V258H225ZM248 257V256H247ZM41 258V257H40ZM94 258V257H93ZM207 258H208V255H207ZM218 258V257H217ZM221 258H223V257H221ZM250 257H248V259H249ZM252 258H254V256L252 257ZM149 259V258H148ZM150 259H151V257H150ZM168 259H169V257H168ZM227 259V258H226ZM256 259V258H255ZM264 259V258H263ZM103 260V259H102ZM111 260V259H110ZM210 260V259H209ZM217 260H219V259H217ZM225 260V259H224ZM243 260V259H242ZM259 260V259H258ZM97 258L94 260V262L92 261V264H95V262H96V264H98V263H100L99 261H100V258H99V261H98V263H97ZM138 261V260H137ZM156 262L155 263H157L158 261H157V258H156V260H155ZM175 261V260H174ZM211 261V260H210ZM235 261V260H234ZM197 262V261H196ZM226 262V261H225ZM119 263V262H118ZM151 263V262H150ZM168 263V262H167ZM171 263V262H170ZM117 264V263H116ZM144 264V263H143ZM160 264V263H159ZM162 264V263H161ZM229 264V263H228ZM232 264V263H231ZM234 264H235V262H234Z\"/></svg>",
	"mask_w": 264,
	"mask_h": 264
}]
</instances>
